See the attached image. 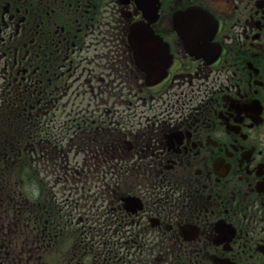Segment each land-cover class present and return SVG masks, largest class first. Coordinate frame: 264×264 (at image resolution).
<instances>
[{"label": "flooded vegetation", "instance_id": "af4514ba", "mask_svg": "<svg viewBox=\"0 0 264 264\" xmlns=\"http://www.w3.org/2000/svg\"><path fill=\"white\" fill-rule=\"evenodd\" d=\"M192 7L219 22L211 65L175 32ZM148 22L174 54L151 86L131 36ZM0 93L27 100L43 190L54 175L110 207L100 250L44 194L22 247L0 227V264H264V0H0Z\"/></svg>", "mask_w": 264, "mask_h": 264}, {"label": "rangeland", "instance_id": "374dc122", "mask_svg": "<svg viewBox=\"0 0 264 264\" xmlns=\"http://www.w3.org/2000/svg\"><path fill=\"white\" fill-rule=\"evenodd\" d=\"M78 85H79V83L77 82L75 86L77 87ZM198 85H199V83L195 82L191 86H187V85L180 86L171 94V97L170 96L169 97L172 101H174V99H176L179 94H181L185 91H187L189 94H191V92H193V91L197 92ZM89 99H90V95L88 93H86L85 91H83V92H81V94H79L78 100L80 102H83L86 104L87 102H89ZM165 113L166 114L169 113V110L165 109ZM0 114H9V109H6L5 106H2V104H0ZM1 127H0V129H1ZM1 130H3V128ZM81 158H83V154H80V157L78 159H81ZM43 170H44V164H43ZM16 172H17V169L15 168V169H11L7 173H5L4 174L5 177L0 175V185L2 184V186H3V192L8 193V194H9V192H14L17 194L19 192V190H23V187L22 186L20 187V181L18 180V176H17ZM50 179H51V183H50L49 191L42 190V192H40V193L43 195L46 194V196H50V198L57 199L58 201H62V199L67 198L68 197V190L65 189L64 183L63 182L58 183V181L54 177V175H51ZM99 195H100V197H99V200L97 201L98 203L102 202V200H108V196L106 194H103V193L100 194L99 193ZM36 196H37V194H36ZM10 199L11 198L4 200L2 205L0 202L1 234H3V230H2L3 226H4L3 229H5V230H8V227H9L11 230L10 234H11V236H13L14 241L20 247H22L23 242L19 238H22L25 236L27 237L29 235L27 228H25V224H24L25 216L21 212L19 213V211H16L13 205L9 204L8 200H10ZM44 201H46V198L44 199ZM90 202H93V201H90ZM40 203L43 205L42 201H40ZM91 206H93V205H91ZM75 209H77V211L80 212V209H78V206H76ZM32 235H34V233H32L30 236H32ZM88 239H91V238H88ZM8 262H9L8 258L4 259V264H8ZM17 262H18V259H16L14 261V264H17Z\"/></svg>", "mask_w": 264, "mask_h": 264}]
</instances>
